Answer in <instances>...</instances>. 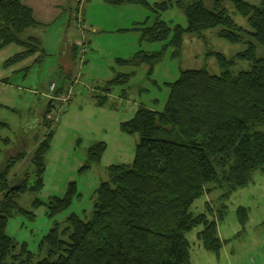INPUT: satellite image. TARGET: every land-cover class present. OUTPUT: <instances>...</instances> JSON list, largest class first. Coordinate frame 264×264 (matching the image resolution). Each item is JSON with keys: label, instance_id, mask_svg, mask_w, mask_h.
<instances>
[{"label": "trees", "instance_id": "trees-1", "mask_svg": "<svg viewBox=\"0 0 264 264\" xmlns=\"http://www.w3.org/2000/svg\"><path fill=\"white\" fill-rule=\"evenodd\" d=\"M103 1L112 6L149 7L155 12L153 21H138L133 30H139L140 42H165L175 48V54L180 53L185 35L202 37L216 27L217 37L241 48L230 57L207 51L219 73L204 67L182 69L177 79L166 82L168 94L161 110L139 105L131 118L121 122L124 132L138 135L132 162L109 165L108 179L93 190L89 217L71 213L63 224L55 221L38 242L37 259L26 241L7 233V224L16 213L28 220L35 216L33 210L19 206L16 197L41 186L51 130L41 139L36 136L31 157L33 185L26 184L28 173L15 185L8 179L11 166L24 158L25 151L6 158L0 165V264H190L186 234L198 227L200 244L218 252L217 221L226 209L222 202L246 186L254 171L264 172V0H210L209 7L202 0H185V25L176 24L172 29L159 18L160 9L171 6V0L153 6L147 0ZM229 11L245 18V25L237 24ZM38 25L31 9L20 0H0V49L9 44L22 49L5 60L6 67L33 55L36 61L45 54L32 31ZM76 51L73 47V61ZM163 55L161 49L149 55L137 52L134 58L147 61L152 70ZM242 61L248 67L232 72V66ZM128 77L124 72L115 74L104 83L105 92ZM54 93L44 105L46 127L50 126L46 115L52 100L63 96L64 89L56 85ZM104 149L103 142L92 145L88 164L81 170L98 162ZM217 188L221 203L216 212L205 200L204 211L194 213L195 200ZM76 194V182L71 181L64 195L49 199L47 215L67 208ZM41 203L35 199L32 205L35 208ZM236 214L241 223L246 221L245 207L239 206Z\"/></svg>", "mask_w": 264, "mask_h": 264}, {"label": "rangeland", "instance_id": "rangeland-1", "mask_svg": "<svg viewBox=\"0 0 264 264\" xmlns=\"http://www.w3.org/2000/svg\"><path fill=\"white\" fill-rule=\"evenodd\" d=\"M86 1L75 0L70 14L77 36L71 47H76V61L69 58L72 52L65 47L68 43L61 48L55 38L56 32H46L50 26L43 24L33 31L45 52L38 60L35 61L36 55H33L22 63L6 67L5 60L22 49L9 44L0 53V77L8 82L0 89V122L5 124L0 125V165L9 156L25 151L24 158L11 166L8 172L10 185L22 182L26 173V184H34L31 157L36 147V136L41 139L49 130L52 132L43 158L41 186L39 189H27L16 197L17 204L33 210L35 216L28 220L16 213L7 224V233L17 241H26L35 259L40 258L38 242L41 236L55 221L63 224L71 213L89 217L93 190L101 181L108 179L109 165L132 162L138 135L124 132L121 122L131 118L139 105L161 110L168 94L166 82L177 79L182 69L204 67L211 73H219L215 59L206 56L207 51L222 52L230 57L241 48L240 44L217 37L216 27L204 32L202 37L185 35L180 53L175 54V48L165 42H140L139 30H133V22L153 21L155 12L149 7L134 4L111 6L103 0ZM147 1L153 6L154 2L163 0ZM202 1L208 7L211 4L210 0ZM183 3L185 0H171V6L160 9L159 18L167 22L170 29L176 24L185 25ZM83 8L85 20L92 27L83 18ZM229 13L237 24L245 25V18L233 11ZM90 37L95 38L91 41ZM45 41L50 42L51 50ZM161 49L164 55L152 70L147 61L134 58L137 52L149 55ZM117 57L131 61L119 62ZM245 63L242 61L232 66L231 71L247 68ZM122 72L129 75L128 79L109 86L110 91L106 93L107 79ZM56 85L64 89L61 95L68 99L64 101L63 96L53 98L51 111L46 115L50 126L46 127L44 105L46 100L55 96ZM2 89H5L6 96L1 93ZM98 142L105 146L99 161L89 163L88 169L81 170L88 164L89 148ZM71 181L77 186V194L71 204L54 216H48L49 199L64 195ZM220 192L217 188L210 194H202L193 203L192 211H204V202L209 200L216 212L221 203L217 199ZM35 199L42 203L34 208L32 202ZM222 203L226 204V209L223 218L217 221L221 240L219 251L206 250L196 237L199 228H194L186 234L190 242V264H264V172L254 171L248 184L234 191ZM239 206L248 212L243 223L236 214Z\"/></svg>", "mask_w": 264, "mask_h": 264}, {"label": "crops", "instance_id": "crops-1", "mask_svg": "<svg viewBox=\"0 0 264 264\" xmlns=\"http://www.w3.org/2000/svg\"><path fill=\"white\" fill-rule=\"evenodd\" d=\"M90 1L91 0H87L86 2H90ZM20 2L22 4L28 6L31 9L32 16L38 24H43L44 26H50L48 28V30H46V32L47 31H50V32L55 31L56 32L55 38L60 43L59 45L61 48H64V45L66 43H68V45L66 44L65 47L67 50L72 51L71 47L75 44L74 40H75V37H77L76 31L72 27V24H71L72 16H70V14H72V8L74 6L75 0H20ZM107 5H109V4H107ZM67 8H68V10H67L68 15L66 16L65 13H66ZM83 14H84L83 18L85 20L86 15H85L84 8H83ZM53 22H54V25H52ZM85 22H86V20H85ZM136 22H138V21H136ZM136 22H133V23L135 24ZM86 24L87 25L89 24L92 27V24L90 22L89 23L86 22ZM70 27H71V29H70ZM134 27H136V25ZM117 29L120 30L121 28L120 29L117 28ZM88 30H89V28H88ZM100 30H103V28H100ZM32 31H34V28L32 29ZM93 38H95V37H90V40L92 41ZM45 45H46V47H48L50 49V42L49 41H45ZM4 48L0 49V53ZM73 56L74 55L72 53L69 55V58L71 61L73 59ZM86 60H87V57L85 58V61ZM4 68H6V67H4ZM1 79H3V77H0V80ZM6 84L7 83H3L0 81V89L3 88L4 86H6ZM1 93L4 96H6V94H7L5 89H2Z\"/></svg>", "mask_w": 264, "mask_h": 264}, {"label": "built area", "instance_id": "built-area-1", "mask_svg": "<svg viewBox=\"0 0 264 264\" xmlns=\"http://www.w3.org/2000/svg\"><path fill=\"white\" fill-rule=\"evenodd\" d=\"M66 98V96H64L62 99L64 100Z\"/></svg>", "mask_w": 264, "mask_h": 264}]
</instances>
